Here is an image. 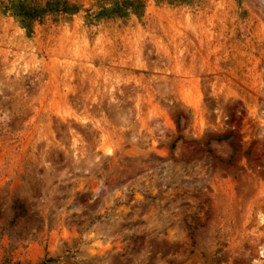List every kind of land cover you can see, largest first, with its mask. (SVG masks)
Listing matches in <instances>:
<instances>
[{"label":"rangeland","instance_id":"obj_1","mask_svg":"<svg viewBox=\"0 0 264 264\" xmlns=\"http://www.w3.org/2000/svg\"><path fill=\"white\" fill-rule=\"evenodd\" d=\"M0 264H264V0H0Z\"/></svg>","mask_w":264,"mask_h":264}]
</instances>
